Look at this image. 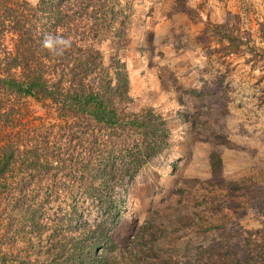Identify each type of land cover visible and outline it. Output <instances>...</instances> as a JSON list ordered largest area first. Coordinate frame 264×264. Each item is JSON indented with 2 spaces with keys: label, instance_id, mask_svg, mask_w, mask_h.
<instances>
[{
  "label": "trees",
  "instance_id": "16d2710c",
  "mask_svg": "<svg viewBox=\"0 0 264 264\" xmlns=\"http://www.w3.org/2000/svg\"><path fill=\"white\" fill-rule=\"evenodd\" d=\"M124 1L0 0V264H264V219L240 223L254 202L264 218V190L225 181L216 150L210 179L183 180L141 223L126 220L124 195L173 141L166 117L131 108L128 74L96 43L126 28ZM234 24L213 26L227 54L248 46ZM48 34L73 47L50 54ZM259 39L263 57V24Z\"/></svg>",
  "mask_w": 264,
  "mask_h": 264
},
{
  "label": "rangeland",
  "instance_id": "374dc122",
  "mask_svg": "<svg viewBox=\"0 0 264 264\" xmlns=\"http://www.w3.org/2000/svg\"><path fill=\"white\" fill-rule=\"evenodd\" d=\"M125 1L126 28L115 26L96 43L107 62L119 61L128 74L131 108L151 107L166 117L173 141L124 195L126 220L141 223L183 180L210 179L207 161L214 150L226 153L225 181L248 179L264 190V56L255 49L262 44L264 0ZM223 22L235 23L247 39L242 51L227 54V42L213 32ZM257 204L241 211L246 229L262 225ZM215 237L209 232L193 241L209 244Z\"/></svg>",
  "mask_w": 264,
  "mask_h": 264
},
{
  "label": "clouds",
  "instance_id": "9594fccd",
  "mask_svg": "<svg viewBox=\"0 0 264 264\" xmlns=\"http://www.w3.org/2000/svg\"><path fill=\"white\" fill-rule=\"evenodd\" d=\"M42 47L47 49L50 54L62 57L66 51L73 47V40L71 37L48 34L42 41Z\"/></svg>",
  "mask_w": 264,
  "mask_h": 264
},
{
  "label": "crops",
  "instance_id": "0c3cea01",
  "mask_svg": "<svg viewBox=\"0 0 264 264\" xmlns=\"http://www.w3.org/2000/svg\"><path fill=\"white\" fill-rule=\"evenodd\" d=\"M221 160H222V167H223V170H226V153H223L221 155ZM207 168L209 169V172L211 173V167H210V164H209V161H207ZM226 172V171H225Z\"/></svg>",
  "mask_w": 264,
  "mask_h": 264
}]
</instances>
